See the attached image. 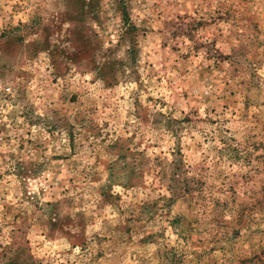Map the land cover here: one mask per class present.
<instances>
[{"label": "rangeland", "instance_id": "obj_1", "mask_svg": "<svg viewBox=\"0 0 264 264\" xmlns=\"http://www.w3.org/2000/svg\"><path fill=\"white\" fill-rule=\"evenodd\" d=\"M0 264H264V0H0Z\"/></svg>", "mask_w": 264, "mask_h": 264}, {"label": "trees", "instance_id": "obj_2", "mask_svg": "<svg viewBox=\"0 0 264 264\" xmlns=\"http://www.w3.org/2000/svg\"><path fill=\"white\" fill-rule=\"evenodd\" d=\"M135 166V165H134ZM133 169H134V167H133ZM131 173H133V172H131ZM171 187V186H170ZM171 190H173V187H171ZM181 190H183V192H184V189H183V187L181 188Z\"/></svg>", "mask_w": 264, "mask_h": 264}]
</instances>
